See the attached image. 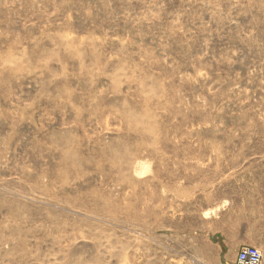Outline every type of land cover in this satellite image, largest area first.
<instances>
[{"label":"rangeland","instance_id":"374dc122","mask_svg":"<svg viewBox=\"0 0 264 264\" xmlns=\"http://www.w3.org/2000/svg\"><path fill=\"white\" fill-rule=\"evenodd\" d=\"M243 245L264 264V0H0V264Z\"/></svg>","mask_w":264,"mask_h":264},{"label":"built area","instance_id":"2783aa9c","mask_svg":"<svg viewBox=\"0 0 264 264\" xmlns=\"http://www.w3.org/2000/svg\"><path fill=\"white\" fill-rule=\"evenodd\" d=\"M262 254L254 246L243 245L236 252V264H261Z\"/></svg>","mask_w":264,"mask_h":264},{"label":"crops","instance_id":"0c3cea01","mask_svg":"<svg viewBox=\"0 0 264 264\" xmlns=\"http://www.w3.org/2000/svg\"><path fill=\"white\" fill-rule=\"evenodd\" d=\"M236 246V245H235Z\"/></svg>","mask_w":264,"mask_h":264}]
</instances>
